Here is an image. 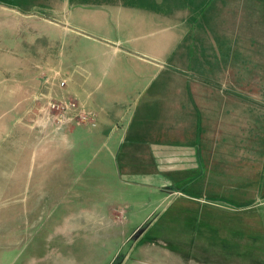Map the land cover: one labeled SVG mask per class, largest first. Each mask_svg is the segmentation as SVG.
Segmentation results:
<instances>
[{"label":"crops","instance_id":"obj_1","mask_svg":"<svg viewBox=\"0 0 264 264\" xmlns=\"http://www.w3.org/2000/svg\"><path fill=\"white\" fill-rule=\"evenodd\" d=\"M59 1L60 7H35L29 1L0 5V11L13 16L16 25H39L47 37L74 33L89 43L92 60H110L118 84L107 87L105 96L91 95V103L105 104L109 110L98 115L95 129L65 127L61 139L68 151L76 150V139L94 136L101 138L99 147L91 148L94 155L101 149L109 157L117 151V156L139 158L136 164L141 163L140 157L154 159L149 167L156 166V172L144 173L136 165L143 176L135 180L143 179L142 184H113L120 191V201L131 206L132 216L139 218L154 202L172 195L197 203L215 201L209 194L218 195V190L210 193L207 184H195L207 183L204 174L224 178L227 170L237 169L235 178L242 180V174L249 173L245 179H256L252 176L258 171L256 155L264 151V0ZM108 94L115 100L108 102ZM63 153L61 177L67 172H61L62 167L68 164ZM182 172H196L197 177L187 184H167L172 180L163 175L178 176L177 180L172 176L176 182ZM235 185L227 191H241V185ZM104 189L106 195L113 193L110 184H104ZM195 189L199 195L190 193ZM142 190L158 198L152 203L129 200ZM220 195L232 198L225 191ZM237 201L248 206L245 195ZM115 202L110 197L93 200L95 210L72 216L63 231L85 227L98 234L103 230L109 238L116 236ZM140 243L137 240L133 246L137 254L166 256L169 264H220L193 257L184 260L171 242L169 248ZM256 262L252 258L223 264Z\"/></svg>","mask_w":264,"mask_h":264},{"label":"rangeland","instance_id":"obj_2","mask_svg":"<svg viewBox=\"0 0 264 264\" xmlns=\"http://www.w3.org/2000/svg\"><path fill=\"white\" fill-rule=\"evenodd\" d=\"M29 1L35 7L61 6L59 0H0V5ZM89 48L74 33L47 37L39 25H16L13 16L0 11V264H169L166 256L137 254L133 249L137 240L166 248L171 242L184 260L223 264L253 258L264 264L263 150L256 155L255 180L245 179L249 173L242 174V180L235 178L239 173L231 169L224 178L204 174L207 183H195L232 198L209 194L215 201L197 203L172 195L154 202L158 197L148 190L135 191L129 200L154 202L136 218L113 184H142L136 165L144 173L156 172V166L149 167L155 164L153 158L140 157L136 164L139 158L117 156V151L111 157L101 149L94 155L92 150L101 142L94 136L76 139L75 151L63 149L65 127L95 129L98 115H105L106 105L91 103V95L105 96L107 87L118 84L110 60H92ZM106 100L115 98L108 94ZM61 151L68 163L61 169L67 171L62 177ZM163 175L172 180L167 184H187L197 177L196 172H182V179L175 182L178 176L172 175L173 180L170 174ZM104 184H110L112 194L106 195ZM233 184L241 185V191L228 192ZM190 193L199 195L196 189ZM244 195L248 206L237 201ZM108 197L116 200L113 207L119 211L116 236L85 227L63 231L72 216L95 210L93 200ZM137 223L139 228L130 235Z\"/></svg>","mask_w":264,"mask_h":264},{"label":"built area","instance_id":"obj_3","mask_svg":"<svg viewBox=\"0 0 264 264\" xmlns=\"http://www.w3.org/2000/svg\"><path fill=\"white\" fill-rule=\"evenodd\" d=\"M71 105H74L73 103Z\"/></svg>","mask_w":264,"mask_h":264}]
</instances>
